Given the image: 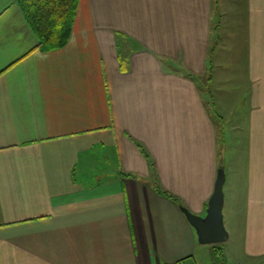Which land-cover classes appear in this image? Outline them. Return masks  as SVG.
<instances>
[{
	"label": "crops",
	"instance_id": "0c3cea01",
	"mask_svg": "<svg viewBox=\"0 0 264 264\" xmlns=\"http://www.w3.org/2000/svg\"><path fill=\"white\" fill-rule=\"evenodd\" d=\"M236 1L242 73L221 0H79L49 51L0 0V264H216L231 237L264 264V0ZM220 165L229 236L205 245L181 207L205 216Z\"/></svg>",
	"mask_w": 264,
	"mask_h": 264
},
{
	"label": "trees",
	"instance_id": "16d2710c",
	"mask_svg": "<svg viewBox=\"0 0 264 264\" xmlns=\"http://www.w3.org/2000/svg\"><path fill=\"white\" fill-rule=\"evenodd\" d=\"M36 37V48L49 51L69 40L79 0H14ZM177 201L170 193L157 189Z\"/></svg>",
	"mask_w": 264,
	"mask_h": 264
},
{
	"label": "rangeland",
	"instance_id": "374dc122",
	"mask_svg": "<svg viewBox=\"0 0 264 264\" xmlns=\"http://www.w3.org/2000/svg\"><path fill=\"white\" fill-rule=\"evenodd\" d=\"M212 6V15L217 14L214 11L215 8V2H213ZM221 7L224 9V11L218 15V21H220V28L216 33V37L219 38V42L223 39V43L226 46H231L233 49L237 51V62H238V71L239 73H242V65L244 62L243 56H244V15H245V6L242 2L237 4V1H230V0H221L220 6L218 7L221 9ZM226 9V10H225ZM214 11V13H213ZM216 17V15H215ZM224 50L219 47L217 49V53H222L223 55ZM226 55V54H225ZM221 77L223 76V73L220 74ZM217 87L219 88L216 90L217 94H222L224 96H227L231 91L230 88L231 85L229 84V81L223 82V78L219 79V83H217ZM244 90H241L239 93H242ZM225 102H227L223 109L227 111L228 109V100L225 99ZM220 112V111H219ZM227 117V115H224ZM229 132V129H228ZM227 137L229 138V134H227ZM227 140V138H226ZM228 151H230L228 149ZM227 230V229H226ZM209 245V244H205ZM221 245L222 250L220 253L217 251L215 252V262L216 264H221L222 261L224 264H234L236 257L234 256V251L237 250L236 242L234 238H229L225 244H219ZM224 259V260H223ZM202 263L200 264H209L211 260L204 256L200 260Z\"/></svg>",
	"mask_w": 264,
	"mask_h": 264
},
{
	"label": "water",
	"instance_id": "95a60500",
	"mask_svg": "<svg viewBox=\"0 0 264 264\" xmlns=\"http://www.w3.org/2000/svg\"><path fill=\"white\" fill-rule=\"evenodd\" d=\"M225 180L224 168L218 167L213 193L208 201L205 216L196 215L181 207L189 223L195 229L198 242L201 244H218L228 239V232L223 222V184Z\"/></svg>",
	"mask_w": 264,
	"mask_h": 264
},
{
	"label": "built area",
	"instance_id": "2783aa9c",
	"mask_svg": "<svg viewBox=\"0 0 264 264\" xmlns=\"http://www.w3.org/2000/svg\"><path fill=\"white\" fill-rule=\"evenodd\" d=\"M171 264H189V263L178 261V262H173ZM234 264H243V263L242 262H236Z\"/></svg>",
	"mask_w": 264,
	"mask_h": 264
}]
</instances>
